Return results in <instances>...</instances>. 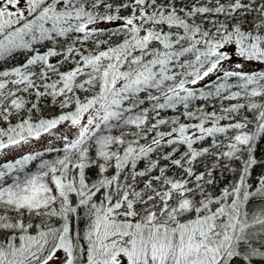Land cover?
<instances>
[{
	"label": "snow or ice",
	"instance_id": "snow-or-ice-1",
	"mask_svg": "<svg viewBox=\"0 0 264 264\" xmlns=\"http://www.w3.org/2000/svg\"><path fill=\"white\" fill-rule=\"evenodd\" d=\"M0 264H264V0H0Z\"/></svg>",
	"mask_w": 264,
	"mask_h": 264
}]
</instances>
